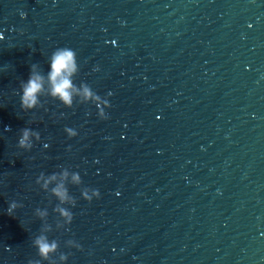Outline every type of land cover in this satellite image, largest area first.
<instances>
[{"label":"water","instance_id":"water-1","mask_svg":"<svg viewBox=\"0 0 264 264\" xmlns=\"http://www.w3.org/2000/svg\"><path fill=\"white\" fill-rule=\"evenodd\" d=\"M59 47L106 120L45 97L21 109V81ZM61 167L83 182L68 231L35 183ZM36 208L65 264H264V0H0V264L39 259Z\"/></svg>","mask_w":264,"mask_h":264},{"label":"clouds","instance_id":"clouds-1","mask_svg":"<svg viewBox=\"0 0 264 264\" xmlns=\"http://www.w3.org/2000/svg\"><path fill=\"white\" fill-rule=\"evenodd\" d=\"M80 72V66L77 60V52L69 47H59L55 49L49 57V68L44 73L37 64H32L27 81L20 83V106L25 112L40 109L44 106L41 98H50L58 101L65 108L71 109L75 104H94L98 109V117L101 120L108 118L105 109L110 107L107 98H102L92 87L84 82L79 85L75 82ZM69 138L77 135L76 130L70 127L64 129ZM18 139V148L30 151L34 146V141L39 142L41 135L38 131L25 127L20 130ZM44 147H48L47 144ZM35 183L40 189L48 193L50 198H55L57 203L53 208V213L58 217L55 221V229L64 231L69 230L74 215L71 208L77 204L76 199L71 195L69 186H81L82 178L78 172L70 171L69 168L61 167L59 171L46 175L41 172L36 178ZM81 197L89 203L95 198H100V192L97 189L82 187ZM51 203V199H50ZM23 205L15 200L9 203L7 212L13 215L16 209ZM35 216L42 221L40 234L37 235L32 243L37 249L39 259H30L27 264H58L55 259L59 253V264H65L68 255L59 252L60 241L49 239V233L53 227L48 223L49 212L47 208H36ZM65 247L82 250L80 243L75 239H69L65 242Z\"/></svg>","mask_w":264,"mask_h":264}]
</instances>
